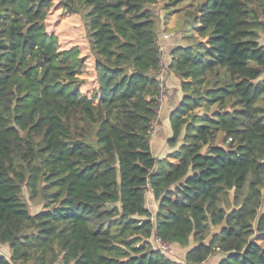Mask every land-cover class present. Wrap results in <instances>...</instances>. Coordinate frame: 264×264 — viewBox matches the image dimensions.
Wrapping results in <instances>:
<instances>
[{"label": "trees", "instance_id": "1", "mask_svg": "<svg viewBox=\"0 0 264 264\" xmlns=\"http://www.w3.org/2000/svg\"><path fill=\"white\" fill-rule=\"evenodd\" d=\"M156 1L0 0V264H206L216 251L219 264H264V0H163L188 22L167 67L183 92L176 149L160 160ZM54 5L82 22L92 89L87 57L45 30ZM152 236L194 246L173 261Z\"/></svg>", "mask_w": 264, "mask_h": 264}, {"label": "rangeland", "instance_id": "2", "mask_svg": "<svg viewBox=\"0 0 264 264\" xmlns=\"http://www.w3.org/2000/svg\"><path fill=\"white\" fill-rule=\"evenodd\" d=\"M197 1H201V0H197ZM164 6H165V2L163 0H157L155 4L146 6V8L151 11L154 22L156 24V30L158 33L157 43H158L159 50H160L159 57H160V64H161V68L159 72L163 76V86H164V94L160 97V100H158L159 102L158 108L160 107L161 108L156 113V117L154 118L152 122L151 130L153 132V135L152 136L150 135V139H152V143H153L151 153L155 156V158L159 160L163 159V157L166 158L169 153L165 154V152L159 149L158 145L156 146L155 142H153L154 139H157L158 141V138H156L157 137L156 135L157 127L159 128V124H160L159 123L160 121L158 122L159 120L158 118L159 116L162 117V114L164 112L163 116L166 119L171 115V113L174 110V107L172 110V106L169 107L167 110H165L164 108L165 99L171 92L172 96H175V98H177V102L175 104V108H177L176 105L178 106L179 104L178 101L180 102L181 98L183 97V92L181 91V87H180V80L178 79L177 75H175L170 69L167 68L170 62L167 61L168 57L165 56L164 51L167 48L175 47L177 45H182V46L187 45V41L184 39V36H185L184 29L186 28V25H187L186 23L188 22L187 20L185 21L184 18H182L183 16L182 12L179 13V11H177L176 13H172L171 16L167 15L168 13L166 14V11L164 10L165 8ZM183 6L184 4L178 5L177 8L180 9L181 11V8ZM45 30L47 34L54 35L57 38L58 46L60 50L69 49L75 46L79 49L80 57H83V56L87 57L86 63H87L89 74L86 76V79H87L86 86L88 89H92L95 85L93 82H91L93 79V73H91V70H92L91 66L93 63V58L91 57L89 53L85 30L83 28V25H82V22L79 16L76 14L66 13L61 7L54 5L49 10L46 16ZM163 36H165L167 39H164ZM162 39L166 41L165 45L164 44L159 45V42H161ZM259 43L264 45V35L262 33H260ZM169 80L172 81L171 84L169 83ZM84 89L85 87L83 88V90ZM86 92H89V91H86ZM155 104L157 105L156 102ZM214 109L215 107L212 108V110ZM195 112L201 113V111H198V110H196ZM165 127L168 130H170L169 120H167ZM167 137L168 138L166 139L165 142L164 141L162 142L161 140L159 141L161 144L160 148H163V147L170 148L167 145V140L171 137V134L169 133V136ZM222 138L223 136L221 134H218L214 143L221 144ZM175 149L176 148L171 147L170 151L168 150V152H172ZM22 192H23L22 198L27 203L29 212L31 214L38 213L39 211L42 210L43 203L41 201H34V202L30 201L28 198L27 191L24 188ZM149 195L150 193L146 194V207L150 210L152 214V221H155L154 218L157 212V203L152 199L151 195L150 196ZM261 195H262L261 206L258 210L259 215L264 213V189L261 190ZM233 203H234L233 192L231 191V192L226 193L225 196L224 195L222 196V199L220 201V207L224 208L226 211H229L232 209ZM219 230H220V227L212 228L211 233L212 234L217 233ZM152 238L153 236L150 239ZM208 240L209 239H207V241L205 242L207 243ZM193 246H194L193 241H190L188 247H185V248L180 247L177 244H170L169 250L164 255L173 261L183 262L185 253L189 249H191ZM151 248L153 249V247ZM223 257L224 255L222 253H219L218 251H216L215 254H213L207 259L206 264H219L220 260Z\"/></svg>", "mask_w": 264, "mask_h": 264}, {"label": "crops", "instance_id": "3", "mask_svg": "<svg viewBox=\"0 0 264 264\" xmlns=\"http://www.w3.org/2000/svg\"><path fill=\"white\" fill-rule=\"evenodd\" d=\"M163 38L164 39H167L165 36H163ZM166 41L165 40H161V42H159V45L160 44H166L165 43ZM167 46V45H166ZM174 47H170V48H167L165 51H164V54H165V56L166 57H168V62H170V56H169V54H170V52L172 51V49H173ZM169 83L171 84L172 83V81H170L169 80ZM176 102H177V98H175V96H172V94H171V92H170V94L166 97V99H165V104H164V108H165V110H167L169 107H171L172 106V110H173V107H174V109H175V104H176ZM178 103H179V101H178ZM176 107H177V105H176ZM163 114H164V112H163ZM163 114H162V117L161 116H159V120H158V122L160 123L159 124V128L157 127V137L156 138H158V141H157V139H154L153 140V142H155V145L157 146L158 145V148L159 149H161L163 152H165V154H168V153H171V152H168V150L170 151V148H167V147H163V148H160V146H161V144H160V140L163 142H165L166 141V139L168 138L167 136H169V133L171 134V130H168L165 126H166V122H167V120H169V117L168 118H164V116H163ZM167 130V131H166ZM166 137V138H165ZM164 138V139H163ZM152 143V139H150V147H151V152H152V146H153V143ZM153 155V154H152ZM154 156V155H153ZM155 157V156H154ZM163 158H165V157H163ZM169 161H171L172 162V160H170L169 159ZM148 194V193H147ZM150 196V195H149ZM10 250H9V248H8V246L7 245H0V255H2V256H4L8 261H9V259H10ZM11 264H15V263H11Z\"/></svg>", "mask_w": 264, "mask_h": 264}, {"label": "built area", "instance_id": "4", "mask_svg": "<svg viewBox=\"0 0 264 264\" xmlns=\"http://www.w3.org/2000/svg\"><path fill=\"white\" fill-rule=\"evenodd\" d=\"M159 55H160V50H159ZM160 71V70H159ZM157 72V81H158V89H157V96L155 97L154 101L157 103L156 105V113L160 110L158 108L160 97L164 94V86H163V76L160 72ZM150 135H153V132L151 130ZM149 245L153 247V250L159 251L161 254H166V252L169 250V245L164 243L160 238L158 237H153L152 239L149 240ZM31 264V263H27ZM197 264H204V263H197Z\"/></svg>", "mask_w": 264, "mask_h": 264}]
</instances>
